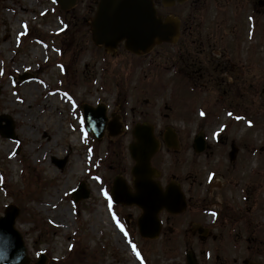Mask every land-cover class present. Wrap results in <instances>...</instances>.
Wrapping results in <instances>:
<instances>
[{"label":"rangeland","instance_id":"374dc122","mask_svg":"<svg viewBox=\"0 0 264 264\" xmlns=\"http://www.w3.org/2000/svg\"><path fill=\"white\" fill-rule=\"evenodd\" d=\"M155 1L162 14L183 11L198 40L192 58L184 46L137 56L124 42L95 45L97 0L68 11L54 0H0V115L16 132L0 134V216L9 204L20 208L15 226L30 264L42 252L47 264H186L190 248L201 264H264V0H190L167 10ZM24 73L33 77L14 79ZM83 103L107 105L122 133L95 140ZM142 121L160 137L167 127L176 132L178 149L162 144L152 163L163 183L193 195L183 214L161 213L158 239L140 236L138 207L112 201L109 209L103 194L111 197L118 175L132 183L131 130ZM202 130L207 146L196 153ZM82 181L90 195L75 203ZM192 221L210 234H193ZM250 235L261 239L259 251Z\"/></svg>","mask_w":264,"mask_h":264},{"label":"water","instance_id":"95a60500","mask_svg":"<svg viewBox=\"0 0 264 264\" xmlns=\"http://www.w3.org/2000/svg\"><path fill=\"white\" fill-rule=\"evenodd\" d=\"M63 10L72 9L77 0H56ZM165 6L186 0H162ZM92 39L98 46L114 50L118 44L125 41V47L138 55L150 52L156 44L176 42L180 34V20L173 15L163 17L158 15L154 0H98V6L90 22ZM26 79L25 76L20 77ZM84 119L89 131L97 139H102L105 129L117 135L121 124L108 122L107 108L100 104L93 107L82 105ZM3 121L6 123L3 124ZM132 133L135 140L130 144V153L136 161L132 175L134 188L122 177L118 176L112 187L115 203L122 205H137L143 212L138 218V227L142 237L155 239L159 237L162 222L159 213L166 209L178 214L187 208L185 195L178 185L171 184L163 190L161 184L154 180L160 172L151 166V159L160 147L155 137L154 126L150 123H137ZM0 134L3 137L15 139V123L8 115H0ZM169 138V136H168ZM172 146V142L168 140ZM205 148L202 134L195 139V149L200 152ZM59 166L63 160L55 159ZM90 190L81 183L79 189L73 191V199L79 202L88 198ZM20 209L16 205L6 206L4 215L0 216V264H30L24 238L15 227ZM187 264H198L192 250L186 252ZM37 264H47V257L41 254Z\"/></svg>","mask_w":264,"mask_h":264},{"label":"flooded vegetation","instance_id":"af4514ba","mask_svg":"<svg viewBox=\"0 0 264 264\" xmlns=\"http://www.w3.org/2000/svg\"><path fill=\"white\" fill-rule=\"evenodd\" d=\"M183 28V27H182ZM181 36L184 38V39H188L187 40V42L189 43V44H192V37H193V32H192V28H190V26H184V28H183V30H182V32H181ZM185 36H186V38H185ZM201 42H204V41H201ZM187 44V43H186ZM161 178L163 179L164 178V175H162L161 176ZM162 182H164V181H162ZM165 185H166V183H164ZM192 192V191H191ZM188 193V197L190 196L191 197V199L193 200V195H192V193ZM239 216V215H238ZM242 215L240 214V217H241ZM197 219V218H196ZM195 222L194 221H192V226H193V234H196L197 232L199 233V234H201L200 232H205V233H207L206 235H208V233H209V228H206L207 230H204V228L203 227H200V228H198V229H196V226H195ZM250 232H252V231H250ZM210 234V233H209ZM202 235V234H201ZM216 236L217 235H213V237H214V239H216ZM254 240H256V245H254L255 247H256V250L257 251H259L260 250V247H261V239L259 238V237H255V235L253 236V235H250V236H248V242H249V244H248V246L249 247H251V245L253 244L252 242L254 241ZM258 245V246H257ZM252 254H254V256H255V252H252ZM248 258H245V260H243V264H251V261H248L247 260ZM235 261H236V259H235ZM232 264H234V260H232V262H231Z\"/></svg>","mask_w":264,"mask_h":264},{"label":"snow or ice","instance_id":"6c2138e0","mask_svg":"<svg viewBox=\"0 0 264 264\" xmlns=\"http://www.w3.org/2000/svg\"><path fill=\"white\" fill-rule=\"evenodd\" d=\"M54 2H55V0H54ZM0 74H2V73H0ZM201 115L203 116L204 113L201 112ZM81 123H83V120L81 121ZM96 179H99V177H97ZM103 194L108 199V201H109V205L108 206H109V209H111V207H112V199H111V197L108 195L107 191H104ZM113 219L116 220L115 214H113ZM116 222H117V226L120 228L121 232H123L125 237H127L128 233L125 231L123 225H120L118 220ZM129 243L131 244V241H129ZM131 248H132V251L137 256V258H140V253H139V251H137L136 245L135 244H131Z\"/></svg>","mask_w":264,"mask_h":264},{"label":"trees","instance_id":"16d2710c","mask_svg":"<svg viewBox=\"0 0 264 264\" xmlns=\"http://www.w3.org/2000/svg\"><path fill=\"white\" fill-rule=\"evenodd\" d=\"M181 7H184V5H181ZM177 12H178V14H180V15H182V16H183V14H184L183 11L181 12V10H177ZM181 43L184 44V45H186L187 42H186L185 40L182 39V40H181Z\"/></svg>","mask_w":264,"mask_h":264},{"label":"bare ground","instance_id":"6f19581e","mask_svg":"<svg viewBox=\"0 0 264 264\" xmlns=\"http://www.w3.org/2000/svg\"><path fill=\"white\" fill-rule=\"evenodd\" d=\"M46 106L48 105V104H45Z\"/></svg>","mask_w":264,"mask_h":264}]
</instances>
